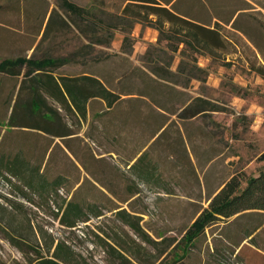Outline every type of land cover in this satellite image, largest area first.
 <instances>
[{
  "label": "rangeland",
  "instance_id": "obj_1",
  "mask_svg": "<svg viewBox=\"0 0 264 264\" xmlns=\"http://www.w3.org/2000/svg\"><path fill=\"white\" fill-rule=\"evenodd\" d=\"M71 1L96 11L95 21L103 26L99 36L82 34L57 7V0H0V45L5 47L0 56L30 55L32 51L23 49L39 42L49 12L56 8L68 23L60 27L57 19L55 29L38 44L35 54L65 57L67 62L58 72L94 74L121 96L106 113L118 118L121 132L126 133L124 139L128 135L132 139L131 147L133 137L136 145L154 137L148 154L151 163L159 165V182L139 184V192L119 204L97 202L104 215L78 223V227L60 225L56 205L24 203L19 219L28 216L37 237H41L37 230L43 228L53 240L71 243L81 255L75 264H120L112 256V246L130 264H153L163 250L167 252L155 264L160 260L184 264L198 254L205 264H264V255L248 246L264 251V227L253 239L241 243L240 252L223 241L222 230L213 238L211 233L222 224L207 229L195 245L186 247L180 242L199 203L205 204L211 191L233 174L249 178L264 171V0H179L174 5L178 13L222 36V45L211 54L201 44L180 43V37L168 32V25L159 33L150 22L153 15L140 22L117 19L127 3L123 0ZM132 8L145 16V9ZM178 27L190 31L188 25ZM195 97L208 101L214 110L190 117L184 109L190 102L194 104ZM124 144L130 145L128 141ZM109 148L105 145L104 150ZM93 151L102 154L90 141L92 155ZM130 154L124 150L106 153L92 161V171L99 168L102 173L94 180L112 181L118 184H112L113 188L124 190L130 181L120 171H128L125 164ZM85 183L78 193L89 187ZM115 205L140 217L143 232L155 244L142 241L122 223L110 211ZM258 223H264V217H240L230 227L233 242L245 235V227ZM29 232L25 235L30 236ZM171 240L175 243L166 248ZM23 250L12 246L0 228V264H26L27 257L34 255L28 247Z\"/></svg>",
  "mask_w": 264,
  "mask_h": 264
},
{
  "label": "trees",
  "instance_id": "obj_2",
  "mask_svg": "<svg viewBox=\"0 0 264 264\" xmlns=\"http://www.w3.org/2000/svg\"><path fill=\"white\" fill-rule=\"evenodd\" d=\"M123 1L127 3L122 9L123 15L117 16V19L131 18L133 21L140 22L142 20L147 21V16L153 15L155 19L150 22L154 24V28L158 30L159 33H162L165 25H168V32L172 30L173 35L180 37V43L187 46L193 44L197 46L201 44L203 49L206 48L210 54L213 52L214 48H219L223 43V38L217 30L206 27L205 25L203 26L191 19L189 20L186 16L174 10L173 7L179 0ZM133 6L145 9V16L143 17L140 11L133 10ZM57 7L61 10L63 9V11L69 15L71 24L77 26L80 32L85 36L88 37L89 33L92 32L97 37L99 36V32L103 30V26L95 21L97 13L93 8L80 6L71 0H57ZM49 13L48 20L45 24V30L38 40L39 42L35 44L30 57L25 54L17 55V57L6 56V58L0 60V72L21 74L23 71L24 76H29L35 71L45 72L46 74L40 75L41 77L38 79L40 81L39 84L45 86L48 95L57 98L64 109L67 106L70 111L78 113L83 119L87 114V102L93 98H100L103 100L106 109L113 108L121 101V96L113 92L108 86L106 87L104 82H101L100 78L96 75L85 72L67 74L58 76L57 81L53 73L60 66H63V64L67 62V59L65 57L56 58L50 55L39 56L35 54V49L38 44L47 38L51 29L54 28L52 26L55 25L57 19L61 21L60 27L68 23L66 19L60 16L56 8L53 7ZM180 24L190 26V31L179 28L178 26ZM29 80L33 81L35 78L32 77ZM65 94L69 97V104H67L68 102ZM193 101L194 104L190 102L184 109L190 117L206 112L207 110H214L210 107V103L201 97H195ZM108 111L110 110L108 109ZM108 111L103 109L101 115L108 114ZM148 155V151L143 152L137 162L127 169L128 173L125 171L121 172L123 176L127 177L131 185L124 190H118L117 187L113 188L112 184L115 186L118 184L112 183V181L108 183L98 181V184H93L90 189H84L82 193H78L81 188L79 187L74 196L66 203H54V205L57 206L55 210L57 212L55 214L58 217L60 225L68 229L78 227V223L86 222L91 217L97 218L104 215L100 207L96 206L97 202L106 200L108 202L115 201L119 204V201L125 202L129 197L136 195L139 192V184L147 186L149 181L159 182V179H157L159 165L151 163V160L146 161ZM0 179L9 184L11 188L9 193L13 196L11 198L3 197L2 199L5 203L0 201V228L4 230L6 239L12 246L14 245L21 252L24 251V247H28L29 250L32 251L34 256H28L26 264H75L76 258L81 257V255L76 253L71 243L69 244L62 239L53 240L50 235H45L46 231L43 228L37 230L41 236L37 237L34 227L29 222L28 216L24 217L23 220L19 219L18 215L21 212V208L24 206L23 204H30L33 202H31L32 200L25 194L17 190V185L12 175L0 173ZM87 191H89V195ZM98 194L104 197L100 198ZM52 201L54 202V200ZM45 202L49 201L46 200ZM46 205L51 206L52 204L47 203ZM253 210L264 212V171L249 178H245L239 174H233L224 182V185L217 193L210 197L207 207L202 208L192 220V223L185 228L180 242H184L186 247L195 245L205 229L211 226V224L225 221V219L237 215L240 212ZM110 211L114 212L115 216L121 219L122 223L128 225L136 235L141 237L142 241L149 245L155 244V242L143 232L139 224L140 217H135V215L127 212L126 209L119 208L118 205H115ZM249 215L251 214H247L246 216ZM256 215L264 217V213H256ZM133 219H136V221ZM24 220L26 221L23 222ZM23 224L26 226L27 231H30L28 233L30 236L25 235L27 231L23 230ZM174 243L175 240H171L166 248H169ZM111 252L112 256L115 255L120 264H130L129 258L117 248L112 246ZM166 252V250L159 251L158 255L155 257L156 261L153 264H155ZM188 254L184 257H187ZM184 257L180 258V260L183 259L182 261H184ZM176 262H178V260H174V262L170 264H175ZM183 263L201 264L200 255H195V257L192 256L190 262L186 261ZM157 264L166 263L160 260Z\"/></svg>",
  "mask_w": 264,
  "mask_h": 264
},
{
  "label": "crops",
  "instance_id": "obj_3",
  "mask_svg": "<svg viewBox=\"0 0 264 264\" xmlns=\"http://www.w3.org/2000/svg\"><path fill=\"white\" fill-rule=\"evenodd\" d=\"M34 46H25L23 51L33 52ZM4 50L5 47L0 45V55L5 54ZM16 52L15 50L13 55ZM6 56H0V60ZM58 69L53 73L57 81L58 76L68 74L60 73ZM41 74L46 73L35 71L29 76H24L23 71L21 74L0 72V173L12 175L17 190L30 198L33 203L29 205L33 206L66 203L79 187L86 184L85 181L88 183V189L93 184H98L94 179L100 177L102 173L99 168L92 171L94 168L91 167V162H97L103 158V154L115 155L123 150L130 152L125 164L128 169L137 162L143 152L148 151L154 138L142 140L136 145V137H133L135 143L133 142L131 147L132 139L129 135L127 140L124 139L126 133L121 132L118 118H112L114 116L111 114L101 115L103 109L107 111L112 109H106L103 100L100 98L89 100L86 105L87 114L83 119L67 106L64 109L57 98L48 95L46 87L39 84ZM32 77L35 80H29ZM65 97L69 104V97L66 94ZM125 140L128 141V145L130 144L128 147L124 144ZM90 141L102 154L95 151L92 152L93 155L90 153ZM105 145L111 148L104 150ZM122 145L125 146L123 149ZM150 159L148 155L146 161ZM224 182L211 191L205 204L199 203L194 218L202 208L207 207L210 197L217 193ZM150 184H154V181H149L147 186ZM132 197L134 195L128 199ZM46 200L49 202H45ZM253 213L264 212L256 210L240 212L225 221L211 224L204 233H207V229L222 224V227L211 233L213 238L219 237L222 230L225 234L222 236L223 241L240 252L241 243L253 239L263 229L264 223L245 227L243 232L245 235L236 243L233 242L234 233L230 227L239 221L240 217ZM248 246L264 255V251L259 247ZM200 263L205 264L202 256Z\"/></svg>",
  "mask_w": 264,
  "mask_h": 264
},
{
  "label": "built area",
  "instance_id": "obj_4",
  "mask_svg": "<svg viewBox=\"0 0 264 264\" xmlns=\"http://www.w3.org/2000/svg\"><path fill=\"white\" fill-rule=\"evenodd\" d=\"M10 186L9 184L5 183L2 179H0V201H3V197L11 198L13 197L12 194H10Z\"/></svg>",
  "mask_w": 264,
  "mask_h": 264
}]
</instances>
